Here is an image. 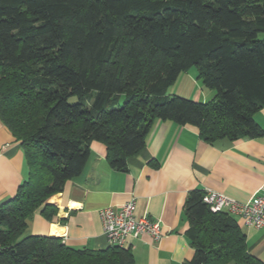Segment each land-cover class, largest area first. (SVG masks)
<instances>
[{"label": "trees", "instance_id": "16d2710c", "mask_svg": "<svg viewBox=\"0 0 264 264\" xmlns=\"http://www.w3.org/2000/svg\"><path fill=\"white\" fill-rule=\"evenodd\" d=\"M192 67L214 97L164 96ZM263 107L264 0H0V122L28 172L0 204V264H136L127 248L22 235L36 210L57 217L48 200L82 173L92 141L126 172L155 120L194 126L207 143L253 139ZM203 194L184 202L194 251L184 264H264Z\"/></svg>", "mask_w": 264, "mask_h": 264}, {"label": "crops", "instance_id": "0c3cea01", "mask_svg": "<svg viewBox=\"0 0 264 264\" xmlns=\"http://www.w3.org/2000/svg\"><path fill=\"white\" fill-rule=\"evenodd\" d=\"M191 71H185L186 77L197 73ZM192 94L200 102L214 97L213 90L203 88ZM254 121L263 132L260 137L207 143L194 126L155 120L145 148L128 160L126 172L112 169L104 144L92 141L82 173L48 200L57 208V217L48 222L41 209L36 210L22 237H60L72 248L103 250L109 245L99 211L133 197L134 216L158 221L163 234L157 241L147 234L128 238L124 248L130 249L136 264H184L194 252L185 234L188 224L183 206L188 192L212 190L240 203L260 194L264 185V107ZM27 173L23 147L0 122V204L16 194ZM232 217L246 236L248 251L264 263V225L255 228Z\"/></svg>", "mask_w": 264, "mask_h": 264}, {"label": "built area", "instance_id": "2783aa9c", "mask_svg": "<svg viewBox=\"0 0 264 264\" xmlns=\"http://www.w3.org/2000/svg\"><path fill=\"white\" fill-rule=\"evenodd\" d=\"M202 202L213 213L225 212L241 218L255 228L264 225V185L260 194L246 203H240L223 194L205 190ZM135 199L131 197L119 206H108L99 211L102 232L109 246L126 247L129 237L147 234L160 240L162 232L158 221L134 216Z\"/></svg>", "mask_w": 264, "mask_h": 264}, {"label": "rangeland", "instance_id": "374dc122", "mask_svg": "<svg viewBox=\"0 0 264 264\" xmlns=\"http://www.w3.org/2000/svg\"><path fill=\"white\" fill-rule=\"evenodd\" d=\"M190 70L195 71L196 69L194 67H192V68H190ZM193 71H191V72H193ZM185 74H186L185 72H182V74L179 77V80L175 83V85H172L171 87L168 88L169 90L164 96H167L169 93L170 95H176V96H179L182 98L193 100L192 99L193 90H197L200 88L207 90V88L203 87L201 82L197 79V73L195 75L188 74L187 77ZM188 76H193V79L192 78L190 79ZM185 83H187V84H185ZM213 93L215 94V91H213ZM74 100L75 99L72 98L70 101H74ZM122 100L123 99L121 98L120 103L122 102Z\"/></svg>", "mask_w": 264, "mask_h": 264}]
</instances>
